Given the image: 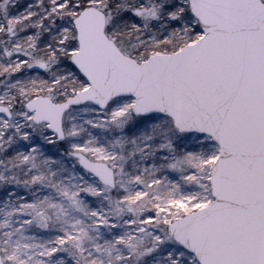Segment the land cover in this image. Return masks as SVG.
<instances>
[{
	"label": "rangeland",
	"instance_id": "1",
	"mask_svg": "<svg viewBox=\"0 0 264 264\" xmlns=\"http://www.w3.org/2000/svg\"><path fill=\"white\" fill-rule=\"evenodd\" d=\"M87 5L106 13L105 34L136 62L147 57L137 52L144 47L162 52L167 40L201 34L186 0H0V103L11 112L0 113L3 264H199L166 227L211 199L217 146L207 135L178 132L163 114L135 115L133 97L122 95L103 108H68L57 141L23 105L37 94L61 101L88 85L69 60L71 20ZM127 8L136 29L115 20ZM75 150L106 161L114 187L84 171Z\"/></svg>",
	"mask_w": 264,
	"mask_h": 264
},
{
	"label": "water",
	"instance_id": "2",
	"mask_svg": "<svg viewBox=\"0 0 264 264\" xmlns=\"http://www.w3.org/2000/svg\"><path fill=\"white\" fill-rule=\"evenodd\" d=\"M187 3L202 35L140 62L108 38L100 9L84 7L72 19L77 48L69 60L88 85L61 101L37 94L23 105L58 141L68 108L86 101L103 108L122 95L133 97L135 115L163 114L178 132L207 135L217 145L211 199L169 222L167 233L199 264H264V2ZM1 112L10 116L4 104ZM69 153L101 184L114 186L106 161Z\"/></svg>",
	"mask_w": 264,
	"mask_h": 264
},
{
	"label": "trees",
	"instance_id": "3",
	"mask_svg": "<svg viewBox=\"0 0 264 264\" xmlns=\"http://www.w3.org/2000/svg\"><path fill=\"white\" fill-rule=\"evenodd\" d=\"M132 10H134V9L131 8L129 10V8H127V9H122L120 11L117 10V12H116V14L120 13L119 15L123 16L124 19H115V20L121 22V24L124 25L129 30L136 29L134 27V24L137 23V21L139 20V19H133V17L135 16V13H133ZM186 11L188 12L187 8H186ZM105 15H106V13H105ZM119 15H117V16H119ZM107 19H109V18L106 15V21H107ZM149 21L153 24L152 20H149ZM179 41H180L179 39L167 40L166 42L161 43V45H159L158 48H160L164 51H171V50L176 49L178 46L187 42V41H184V42L178 43ZM145 48H146V50H145ZM150 49L151 48H149V47H144L137 52L140 53V55L142 54L143 56H147V53H149L151 51Z\"/></svg>",
	"mask_w": 264,
	"mask_h": 264
},
{
	"label": "flooded vegetation",
	"instance_id": "4",
	"mask_svg": "<svg viewBox=\"0 0 264 264\" xmlns=\"http://www.w3.org/2000/svg\"><path fill=\"white\" fill-rule=\"evenodd\" d=\"M4 104V103H3ZM6 105V104H5ZM9 111H10V109H9Z\"/></svg>",
	"mask_w": 264,
	"mask_h": 264
}]
</instances>
